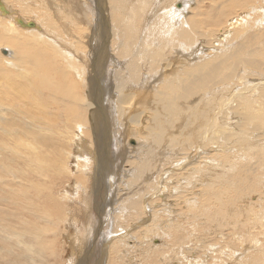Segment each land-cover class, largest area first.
<instances>
[{
  "label": "bare ground",
  "instance_id": "obj_1",
  "mask_svg": "<svg viewBox=\"0 0 264 264\" xmlns=\"http://www.w3.org/2000/svg\"><path fill=\"white\" fill-rule=\"evenodd\" d=\"M0 1V264H42L91 195L99 264H264V0Z\"/></svg>",
  "mask_w": 264,
  "mask_h": 264
},
{
  "label": "rangeland",
  "instance_id": "obj_2",
  "mask_svg": "<svg viewBox=\"0 0 264 264\" xmlns=\"http://www.w3.org/2000/svg\"><path fill=\"white\" fill-rule=\"evenodd\" d=\"M169 1V5H170V0H168ZM187 2H188V0H186ZM8 2V3H7ZM10 2V0L9 1H7V0H5V3L8 5H13L12 3H9ZM180 4H182L181 2H177L176 4H175V6H177V5H180ZM8 5V6H9ZM149 15H156V16H159L160 14H159V12L157 13V12H153V13H150ZM144 17V16H143ZM30 20H32L31 18H33V16H31L30 14H29V17H28ZM34 20V19H33ZM147 31V30H146ZM113 53L112 52H110V53H108L107 54V57H106V64L104 65V73H103V75H102V81L104 82V83H107L109 86L111 85V77H110V72H111V68L113 67V65L114 64H116L118 61H119V58H117L116 57V60H114L113 59ZM92 86H93V83H92ZM115 87V85L113 86V88ZM104 95H105V97H112V95H111V92H108V91H104V90H102L101 91ZM124 143H125V145H124V149L122 148L121 149V152H126L127 151V147H129V146H134L135 145V140H134V138L132 137V138H130L127 142H125L124 141ZM118 148H119V146H118ZM117 148V149H118ZM78 158H80L79 156H78ZM74 164V165H73ZM115 164H116V167H115V169H116V174L118 175V177L120 178V175H121V173L123 172V168H124V165L126 164V162H125V160L124 161H118L117 159H116V161H115ZM71 166L74 168V169H76L77 168V165L75 164V162H71ZM193 166H195L194 164H190V165H188L187 167L189 168V167H193ZM184 170V169H183ZM182 170V171H183ZM188 172H185V173H183L182 174V176L183 177H185V175L187 174ZM173 174H181V172L179 173V172H172V173H170V174H165L164 172H162L161 173V176L162 177H164L163 178V180H162V183H161V185H159V187H155L154 189H153V192L156 194V195H158V198H157V200H159V201H163L164 200V198H165V196H164V194H165V189H166V184H168V183H171V181H169L170 180V176L171 175H173ZM79 178H80V176H79ZM82 178V177H81ZM80 178V179H81ZM78 179V178H77ZM72 182V181H71ZM71 182H70V184L68 185V187H67V191L71 188L70 187V185H71ZM104 185V187H103V191H102V194L103 195H105L106 196V191H107V188H108V184H106V178H105V182H103V184H101L100 186H103ZM116 187V189H117V187H118V185L117 186H115ZM91 191H92V189H91ZM98 201H99V199H97ZM112 200V199H111ZM101 201V200H100ZM79 204L80 205H78L79 206V208L80 209H78V210H76V211H80V217L78 218V216H77V221L75 222V225H73L72 224V226H70L69 225V228L65 231V234L63 235V236H61L60 237V239L59 240H61V241H59V242H56V245H55V249H54V251L52 252V253H45L44 255L45 256H37L38 258V260L39 261H41V263L42 264H51L52 263V261H53V263L52 264H55L56 263V260H57V257H58V259L59 260H61V261H59L58 262V260H57V263L58 264H67L69 261H65V260H69L71 257H72V251H71V249H75L77 252H75V253H77V258H78V256H79V258H81L80 260H84L83 261V263L82 264H87L86 262L88 261L89 263L88 264H99V260H100V258H101V255H98V251H99V247H100V245L98 244V240H99V238L101 237V239L102 238H105V239H107V235H109L108 233H105L106 231L108 232V231H114V229H113V226H114V223H111V221H110V219H109V208H108V213L106 214V213H104L105 212V204H102L101 206H99V207H97L96 208V206H94L95 205V203H94V197H93V195H91V198H90V203L88 202V204L90 205V207L89 206H87L88 204L86 203V206L87 207H89L88 209H87V207L85 206V208H83V206H84V200H80L79 201ZM94 206V207H93ZM1 207H4V205L2 206V204L0 203V209H1ZM82 210V211H81ZM99 212H100V215H99ZM75 214L77 213V212H74ZM73 213V214H74ZM86 213V215H84ZM103 214V215H102ZM106 216V217H105ZM92 220H91V219ZM103 218V219H102ZM143 220V219H142ZM141 220V221H142ZM141 221H139V222H136V223H134V224H139ZM88 222V223H87ZM103 222V223H102ZM105 222H107L106 223V225H107V227H106V225H105ZM92 223V224H91ZM147 223V222H146ZM109 225V226H108ZM76 228H75V227ZM91 226V227H90ZM59 227H61V225L59 224ZM73 227L75 228L74 230H73ZM93 228H94V230H93ZM105 228V229H104ZM115 228V227H114ZM78 229V230H77ZM70 230H72V231H70ZM93 230V231H92ZM74 231V232H73ZM84 233H83V232ZM105 231V232H104ZM76 232V233H75ZM80 234H79V233ZM82 233V234H81ZM93 233V234H92ZM104 233V234H103ZM86 234V235H85ZM128 234V233H127ZM58 235H60L59 233H58ZM89 235V236H88ZM95 235H96V237H95ZM102 235V236H101ZM105 235V236H104ZM87 236H88V238H87ZM92 236V237H91ZM99 236V237H98ZM82 237L84 238V240L82 241ZM65 238V239H64ZM78 238V239H77ZM81 240H80V239ZM92 238V239H91ZM74 239V240H73ZM87 239V240H86ZM72 241V243H75L76 242V245H74L73 244V246L70 248L69 247V245H70V242ZM74 241V242H73ZM159 242V241H158ZM77 243H81L82 245H84V247L83 248H78V244ZM59 244V245H58ZM62 244H64V249H62L63 248V245ZM96 244H98V245H96ZM58 245V246H57ZM91 245V246H90ZM95 248H94V247ZM58 247V248H57ZM91 247H93L92 248V250H91ZM97 248V249H96ZM100 248H103V247H100ZM85 249V250H84ZM93 253H92V252ZM85 252V253H84ZM92 253V254H91ZM88 254V255H87ZM90 255V256H89ZM67 256V257H66ZM69 256V257H68ZM76 257V255H74L73 254V258H75ZM87 256V260H85V257ZM42 257V258H41ZM44 257H46V258H44ZM53 257V258H52ZM91 257V258H90ZM64 258V259H63ZM54 259V260H53ZM44 262H43V261ZM16 262H18V264H24L23 263V261H20V260H18L17 259V261ZM64 262V263H63ZM56 263V264H57Z\"/></svg>",
  "mask_w": 264,
  "mask_h": 264
},
{
  "label": "water",
  "instance_id": "obj_3",
  "mask_svg": "<svg viewBox=\"0 0 264 264\" xmlns=\"http://www.w3.org/2000/svg\"><path fill=\"white\" fill-rule=\"evenodd\" d=\"M0 11L4 14L7 13V9L4 6H2L1 1H0ZM18 23L21 25L23 24L26 27H32L34 25L33 22H28V23L24 24L21 20H18Z\"/></svg>",
  "mask_w": 264,
  "mask_h": 264
}]
</instances>
